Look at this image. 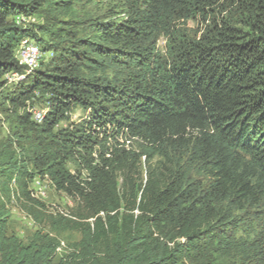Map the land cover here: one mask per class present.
Returning <instances> with one entry per match:
<instances>
[{"label": "trees", "instance_id": "obj_1", "mask_svg": "<svg viewBox=\"0 0 264 264\" xmlns=\"http://www.w3.org/2000/svg\"><path fill=\"white\" fill-rule=\"evenodd\" d=\"M32 36L50 56L26 72ZM0 98V192L43 222L48 179L76 202L49 220L81 233L57 258L54 236L8 232L1 194L0 264H264V0H0Z\"/></svg>", "mask_w": 264, "mask_h": 264}, {"label": "rangeland", "instance_id": "obj_2", "mask_svg": "<svg viewBox=\"0 0 264 264\" xmlns=\"http://www.w3.org/2000/svg\"><path fill=\"white\" fill-rule=\"evenodd\" d=\"M108 5L109 4L105 3V1H100L92 4L76 5L75 8L77 10L76 12L79 14L96 13L99 15H105L108 12L106 9ZM26 24H28L30 28L34 29L37 37L42 35V32L38 30V26L43 24V20L40 17H32L28 20V23L26 22ZM180 27H182V29L190 35H194L200 28H202V24L197 20H187L185 23L180 24ZM30 39L37 44L40 50V57L37 63L38 66L41 59H46L50 56V53L42 51L41 44L37 41L35 36L30 37ZM157 47L161 51L165 50V39L163 37H160ZM33 106H35L34 108L36 109L38 108V110L45 109L38 104ZM83 115L84 114L80 109H75L70 115V120L78 121L83 117ZM14 126L12 117L6 115L0 109V144L10 137ZM134 145L135 143H133V146ZM69 167L72 172H74L75 167L73 165H69ZM11 187L14 188L13 183L11 184ZM29 188L33 192L32 195L34 198L44 204L43 214L47 216V218L43 222L33 220L24 206L26 203L18 199L16 193H14V195L11 194L8 197L0 192V195L3 194L1 200L6 202L8 232L16 234L21 240L26 241L35 231L42 230L65 244V248L58 253L57 258L65 257L71 249L75 248L77 242L81 238V233L76 229L70 228L69 224L66 223L52 224L49 217H63L67 219V217L62 216L60 211L76 216V202L64 192L56 190L53 184L46 178L41 179L39 177H35Z\"/></svg>", "mask_w": 264, "mask_h": 264}, {"label": "bare ground", "instance_id": "obj_3", "mask_svg": "<svg viewBox=\"0 0 264 264\" xmlns=\"http://www.w3.org/2000/svg\"><path fill=\"white\" fill-rule=\"evenodd\" d=\"M20 16H24V15H20ZM29 19L30 18L26 19L27 23H28ZM16 21H17V17H16ZM20 22L25 23L24 21H17V23H19V24H20ZM25 44H26V46H32L36 50H39V47L37 46V44L35 42H33V40H28V41H25V42L21 43L18 46V48L16 49V57H17V52H23V45H25ZM39 57H40V54L28 55V66L25 68L24 71L29 72L31 69H34L37 66ZM11 74H13V76L11 77L9 82H17L18 80H20V79H22L24 77V73L21 74V73L17 72V73H11ZM28 111L30 112L31 117H32L33 120H35L37 122H40L43 119V117H44L46 109L38 110V108H37V117H34V106L30 107L28 109ZM63 245H65V244H63ZM57 247H58V245H57ZM60 248H62V247H60Z\"/></svg>", "mask_w": 264, "mask_h": 264}, {"label": "built area", "instance_id": "obj_4", "mask_svg": "<svg viewBox=\"0 0 264 264\" xmlns=\"http://www.w3.org/2000/svg\"><path fill=\"white\" fill-rule=\"evenodd\" d=\"M32 18L30 16H17V21H24L26 23V19ZM40 54V50H36L32 46L23 45V52H17V59L19 64L24 66L25 68L28 66V55H37ZM13 74H8L7 79L10 81ZM35 107V106H34ZM34 117H37V109L34 108Z\"/></svg>", "mask_w": 264, "mask_h": 264}]
</instances>
